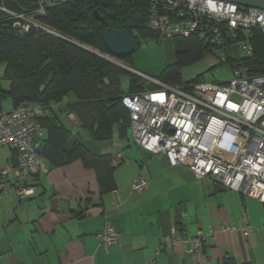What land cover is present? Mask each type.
<instances>
[{"label":"crops","instance_id":"obj_1","mask_svg":"<svg viewBox=\"0 0 264 264\" xmlns=\"http://www.w3.org/2000/svg\"><path fill=\"white\" fill-rule=\"evenodd\" d=\"M172 40L158 41L167 48ZM137 49L126 62L148 73L149 63L133 55ZM235 53L229 49L231 56ZM121 91L130 94L122 86ZM75 100L69 92L50 102L43 117L69 132L67 145L76 139L94 154L113 155L114 184L121 202L115 206L109 193H101L95 169L81 159L49 163L37 175L35 193L28 197L4 195L12 185L0 178V264H146L156 244L170 237L173 228L184 237L203 233V255L195 263L187 251L189 243H180L158 253L157 264H264L263 203L225 188L211 176L198 178L186 165L171 166L164 154L136 144L128 126L121 133L114 126L107 140L94 139L67 110ZM12 108V102L10 108L2 103L1 110ZM12 160L13 152L1 148L0 168ZM139 175L147 187L136 193L131 185ZM106 223L119 232L107 249L98 237ZM228 224L234 228L224 230L222 226ZM245 224L254 229L248 237L242 231Z\"/></svg>","mask_w":264,"mask_h":264},{"label":"built area","instance_id":"obj_2","mask_svg":"<svg viewBox=\"0 0 264 264\" xmlns=\"http://www.w3.org/2000/svg\"><path fill=\"white\" fill-rule=\"evenodd\" d=\"M33 1L35 8L27 12L0 5L19 34L32 26L53 32L33 15H43L50 7L76 0ZM148 24L158 40L196 37L220 63H232V76L225 81L201 76L173 84L96 52L145 85L143 90L122 97L129 109L128 127L134 142L153 154H164L171 166L186 165L196 177L211 176L225 188L264 204V72H251L239 62L251 53L253 28L264 31V9L225 0H149ZM230 48L236 52L235 57L229 54ZM45 111L39 102H20L11 110H0V149L13 152V160L0 168V178L12 185L4 190L6 196H32L37 175L49 167L42 156L45 128L40 118ZM146 187L141 175L131 185L136 193ZM108 193L117 206L121 202L118 190ZM81 205L86 206L84 200ZM222 228L231 230L234 225ZM242 231L248 237L254 229L245 224ZM98 237L107 249L117 241L119 232L106 223ZM204 238L201 232L184 237L173 228L170 237L156 244L155 254L146 264H157L158 253L180 243H189L187 251L197 263L203 255Z\"/></svg>","mask_w":264,"mask_h":264},{"label":"trees","instance_id":"obj_3","mask_svg":"<svg viewBox=\"0 0 264 264\" xmlns=\"http://www.w3.org/2000/svg\"><path fill=\"white\" fill-rule=\"evenodd\" d=\"M0 5L27 12L36 3L0 0ZM94 11L104 20L97 19ZM8 17L0 10V110L7 96L13 107L20 102H39L47 109L50 102L60 101L72 92L76 100L67 104V110L76 114L94 139L107 140L114 126L120 133L129 126V109L122 102L121 76L129 74L130 93L143 90L145 85L139 77L97 53L108 55L101 37L107 27L126 30L135 49L139 36L156 37L148 24L149 0H76L50 7L43 15H33L53 32L32 26L19 34L12 26L13 19ZM184 41V46L175 50V64L157 75L163 81L179 84V66L203 56L205 49L196 37L189 36ZM250 44L251 53L239 62L251 72H264V31L253 28ZM127 56L115 58L128 64ZM40 120L46 130L42 156L49 163L60 165L81 159L85 166L95 169L101 193L115 188L112 154H94L76 139L67 145L69 132L63 126L48 117Z\"/></svg>","mask_w":264,"mask_h":264},{"label":"rangeland","instance_id":"obj_4","mask_svg":"<svg viewBox=\"0 0 264 264\" xmlns=\"http://www.w3.org/2000/svg\"><path fill=\"white\" fill-rule=\"evenodd\" d=\"M138 43V49L133 53L134 57H136L138 61L149 63L150 69H148V73L157 76L167 66L170 67L175 64V50L177 48H182L185 41L184 38H174V40H172V47L166 48L164 42L156 40V38L151 35H146L139 36ZM178 72L181 79L179 84H184L201 76L207 80L225 81L231 78L232 67L230 62L224 61L220 63L216 55L204 50L203 56L200 59L180 65ZM121 78L122 90L127 93L130 91L128 84L129 74L123 73ZM2 83L3 86H6L4 81H2ZM3 107H11L10 97L7 96L3 100ZM128 135L133 137L130 127L128 129Z\"/></svg>","mask_w":264,"mask_h":264},{"label":"water","instance_id":"obj_5","mask_svg":"<svg viewBox=\"0 0 264 264\" xmlns=\"http://www.w3.org/2000/svg\"><path fill=\"white\" fill-rule=\"evenodd\" d=\"M241 4L246 7H254L264 9V0H225ZM95 17L101 21L104 20L96 11H94ZM102 40L108 50V56L110 57H123L130 55L134 49L135 45L131 40L129 34L124 29H113L107 27L102 32Z\"/></svg>","mask_w":264,"mask_h":264},{"label":"clouds","instance_id":"obj_6","mask_svg":"<svg viewBox=\"0 0 264 264\" xmlns=\"http://www.w3.org/2000/svg\"><path fill=\"white\" fill-rule=\"evenodd\" d=\"M119 61V60H118Z\"/></svg>","mask_w":264,"mask_h":264}]
</instances>
